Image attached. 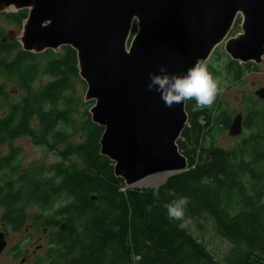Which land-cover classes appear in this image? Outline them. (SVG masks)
<instances>
[{
	"label": "trees",
	"instance_id": "16d2710c",
	"mask_svg": "<svg viewBox=\"0 0 264 264\" xmlns=\"http://www.w3.org/2000/svg\"><path fill=\"white\" fill-rule=\"evenodd\" d=\"M26 15V8L0 12L4 22L20 27ZM239 23L237 15L231 30ZM135 27L133 23L130 35ZM5 35L0 25V102L7 99L5 81H14L27 91L0 114V145L30 135L36 142L56 148L61 160L51 164L47 173L29 180L27 171L21 173L19 180H28L23 185L26 191L20 194L11 186L0 203L13 204L21 196L39 204L44 225L57 227L51 244L59 247L60 264H264L263 146L256 135L243 139L238 149L206 143L210 132H203L198 116L202 115L207 125L211 117L222 122L219 93L212 105L200 109H193L192 100L185 102L187 121L176 143L187 159V169L171 174L157 187H126L114 174L113 161L99 152L103 127L90 118L87 106L90 108L91 100L84 99L85 109L79 115L81 139H68L67 128L75 126L72 113L78 112V99L72 96L74 86L85 84L78 74L76 51L70 45L28 51L15 38L3 40ZM216 54L217 46L204 62L208 71L212 75L226 71L229 79L238 78L244 64L226 53L222 69L211 67ZM39 75L49 79L31 89ZM217 105L218 112H214ZM253 119L254 124L264 122V110ZM33 120L35 125L30 126ZM246 144L247 151L243 148ZM18 155L19 148L13 146L0 157V174L17 170L14 162ZM71 155L78 156L80 163L72 162ZM56 195H63L65 203L47 214ZM92 195L96 198L91 199ZM180 196L188 199L184 216H209L216 232L230 243L222 260L215 258L182 220L167 218L164 205ZM138 253L143 257L134 262Z\"/></svg>",
	"mask_w": 264,
	"mask_h": 264
},
{
	"label": "water",
	"instance_id": "95a60500",
	"mask_svg": "<svg viewBox=\"0 0 264 264\" xmlns=\"http://www.w3.org/2000/svg\"><path fill=\"white\" fill-rule=\"evenodd\" d=\"M2 6L27 9L21 37L9 30L3 40L15 38L33 52L60 45L76 51L84 99L93 100L90 118L103 127L99 152L127 186L187 169L176 143L187 121L185 102L165 107L146 89L149 72L164 64L182 73L204 63L237 15L240 30L226 39L224 51L239 62L264 53V0H0ZM256 93L264 98V88ZM240 130L236 114L228 134Z\"/></svg>",
	"mask_w": 264,
	"mask_h": 264
},
{
	"label": "rangeland",
	"instance_id": "374dc122",
	"mask_svg": "<svg viewBox=\"0 0 264 264\" xmlns=\"http://www.w3.org/2000/svg\"><path fill=\"white\" fill-rule=\"evenodd\" d=\"M12 10H14L12 6L0 7V12H9ZM239 24L236 26L235 29H232L234 30L232 33L229 32L225 39L217 45V54L210 61L211 67L214 66L216 68L222 69V64L226 61V59H228V56L224 51V42L226 41V39L234 36L240 30ZM0 25L3 27L4 33H7L9 30H12L14 36L17 37L18 35H20V26L15 24H8L4 22L1 17ZM249 62L250 66L248 67V69H242L243 72L241 73V77L236 81L229 79L230 76L227 74L226 71L220 70L218 74L213 75L218 83V86L221 89L219 94L221 97V106L224 109L223 111L224 113L230 114V116H232L235 112L239 110L252 109L256 105L257 99L256 95H254L253 92L254 86L264 84V53L257 61ZM48 79L49 77L47 75H39L37 78L34 79V81L30 84L29 87L33 89L37 87L40 83L45 82ZM0 80L3 79L0 78ZM5 88L7 91V99L0 102V114L4 113L7 110L8 104L19 102L27 91L26 89L18 87L16 83L11 80L5 81ZM85 88V84L83 85L82 83L77 82L73 90L72 96L75 99H78V112L74 111L72 113V119L74 120L73 125L75 126L67 128L68 133L70 134L68 139L73 142L81 139V132L79 129L81 123L79 115L84 111L86 105L83 104V102H85ZM90 103H93V100H91ZM259 106H261L264 110V98L260 101ZM88 109L89 106H87V111ZM215 120L216 118L211 117L209 121L210 124L207 125L203 116H198V121L203 126V132H210L209 136H206V143L212 141L214 145L225 149H238L239 147H241L240 145L242 143V140L246 139L250 133L249 129L247 128L245 133H243V136L241 135L236 138H231L228 136L225 127L222 126L220 121L216 123ZM34 125L35 122L33 120L30 126ZM261 144L264 150V128L263 136L261 138ZM13 146L19 148V155L14 162V165L17 167V170L12 171L9 176L12 180L17 179L21 173H24L26 171L28 173V180L37 175L39 176L38 172L40 170L41 172L47 173L48 168L51 164L61 160V154L56 148H54L53 146L52 148H49L44 143L42 144L36 142L35 139L30 135H24L17 137L11 141H5L3 144L0 145V157L4 155L10 147ZM58 146H61V144ZM243 148L247 151L249 150V145H243ZM70 158L72 162L80 163V159L78 156L71 155ZM171 174L172 173L167 172H156L139 179L138 181L134 182L129 186H125L130 188L141 189L157 187L161 185ZM63 203H65L63 195L62 197H60L59 195L54 196L50 201L51 208L46 211V213H54ZM30 205L33 206V204H26V213L28 217L35 213L38 208L36 207V205L33 207ZM30 222V219H28V224ZM182 225L199 241H201L206 246V248L213 254V256L218 260H222L231 248L230 243L223 236L216 232L212 219H210V217L207 215L203 214L196 218L184 216L182 218ZM40 228L41 226H39L37 232H35L34 230L32 231V229L29 228L28 232L25 233L27 236L24 235L28 237L26 238V242L33 244L31 247H33L36 243H45V247H49L48 244L49 242L51 243V235L54 231L53 228H48L46 232H43ZM21 234L22 231L13 232L12 243L17 242ZM30 234L33 235L32 239L30 237ZM142 257L143 256L140 253L135 254L133 256V261L138 262L142 259Z\"/></svg>",
	"mask_w": 264,
	"mask_h": 264
},
{
	"label": "flooded vegetation",
	"instance_id": "af4514ba",
	"mask_svg": "<svg viewBox=\"0 0 264 264\" xmlns=\"http://www.w3.org/2000/svg\"><path fill=\"white\" fill-rule=\"evenodd\" d=\"M239 63L244 64V68H246L247 65L248 67L250 66V62ZM240 77L241 74L238 78H234L232 80L236 81L240 79ZM260 88H264V84L254 86L253 92L254 95H256L257 99L256 105L252 109L239 110L232 116H230V114L228 113H223V120L220 123L223 127H225L227 134L233 117L236 114L240 115V133L235 136L228 134L229 137L236 138L241 135L243 136V133H245L248 128L250 133L246 139H250L252 135H256V137L260 139L262 138L264 122H255V124L252 122L254 120L253 117L256 115V113L258 111L262 112L263 110V108L259 106V103L263 98H260L256 93ZM218 107L219 106L217 105L214 108V112H218ZM222 110L224 109L222 108ZM8 151L9 149L7 150V152ZM7 152L5 154H7ZM3 173L0 174V199L9 192L11 186L14 187V191L18 190L20 194L26 191L23 185H26L28 180H19L20 175L15 180L10 179L9 176L11 171L9 170ZM40 173L41 170L38 172V174ZM19 186H22L21 189H19ZM26 204H33V206L36 205V207H38L36 212L30 215V217H28L26 213ZM43 213L44 212L42 211L39 204L34 202H26V198L21 196L18 200H15L13 204L4 205L0 203V264H60L61 261L59 259V256H57L56 254L59 247H53L54 245L50 242L48 244L49 247H45V243H36L33 247H31L33 244L26 242V238L28 237H26L27 235L25 233L28 232L29 228H31L32 231L34 230L35 232H37L39 226H41L40 229H42L43 232H46L48 230V227L44 225ZM28 219H30L31 221L29 224ZM52 228L54 230V233L57 230V227L54 226ZM17 231H22V234L19 236L17 242L12 243V233ZM30 237L32 239L33 235L30 234Z\"/></svg>",
	"mask_w": 264,
	"mask_h": 264
},
{
	"label": "clouds",
	"instance_id": "9594fccd",
	"mask_svg": "<svg viewBox=\"0 0 264 264\" xmlns=\"http://www.w3.org/2000/svg\"><path fill=\"white\" fill-rule=\"evenodd\" d=\"M146 89L158 93L165 107L192 100L194 110L212 105L221 91L216 79L201 61L194 62L182 73L169 72L166 65H159L156 72L148 73ZM187 204L188 199L184 196L165 204L169 221L182 220Z\"/></svg>",
	"mask_w": 264,
	"mask_h": 264
},
{
	"label": "bare ground",
	"instance_id": "6f19581e",
	"mask_svg": "<svg viewBox=\"0 0 264 264\" xmlns=\"http://www.w3.org/2000/svg\"><path fill=\"white\" fill-rule=\"evenodd\" d=\"M21 35H22V31H21L20 37H21Z\"/></svg>",
	"mask_w": 264,
	"mask_h": 264
}]
</instances>
